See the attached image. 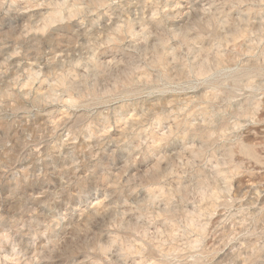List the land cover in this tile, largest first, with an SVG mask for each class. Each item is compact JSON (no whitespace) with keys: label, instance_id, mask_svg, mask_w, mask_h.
Here are the masks:
<instances>
[{"label":"rangeland","instance_id":"374dc122","mask_svg":"<svg viewBox=\"0 0 264 264\" xmlns=\"http://www.w3.org/2000/svg\"><path fill=\"white\" fill-rule=\"evenodd\" d=\"M0 264H264V0H0Z\"/></svg>","mask_w":264,"mask_h":264}]
</instances>
